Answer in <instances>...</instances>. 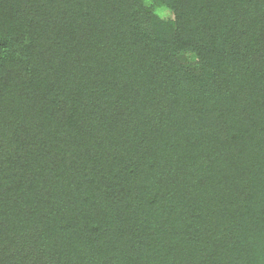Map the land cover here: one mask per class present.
Returning <instances> with one entry per match:
<instances>
[{"label":"trees","instance_id":"16d2710c","mask_svg":"<svg viewBox=\"0 0 264 264\" xmlns=\"http://www.w3.org/2000/svg\"><path fill=\"white\" fill-rule=\"evenodd\" d=\"M155 2L0 0V264H264V0Z\"/></svg>","mask_w":264,"mask_h":264},{"label":"rangeland","instance_id":"374dc122","mask_svg":"<svg viewBox=\"0 0 264 264\" xmlns=\"http://www.w3.org/2000/svg\"><path fill=\"white\" fill-rule=\"evenodd\" d=\"M146 4L155 7V11L162 17V19L169 20L174 18V15L171 11L157 7V3L155 2V0H146ZM187 58L190 62L194 60V56L192 55H189Z\"/></svg>","mask_w":264,"mask_h":264}]
</instances>
